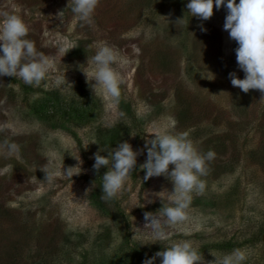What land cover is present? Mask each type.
<instances>
[{"label": "rangeland", "instance_id": "374dc122", "mask_svg": "<svg viewBox=\"0 0 264 264\" xmlns=\"http://www.w3.org/2000/svg\"><path fill=\"white\" fill-rule=\"evenodd\" d=\"M188 2L99 0L87 25L69 0H0V20L5 12L20 16L27 38L56 66L39 85L0 77V145L21 147L18 155L0 147V264H143L182 239L197 242L205 264H220L234 249L245 252L242 264H264V164L251 156L261 140L264 93L231 84L229 73H244L238 45L223 28L227 9L214 5L200 20ZM101 42L126 60L113 65L122 78L117 106L92 87L91 57ZM64 71L73 91L56 83ZM157 130L187 132L198 150L216 153L201 177L203 192L191 193L187 219L165 226L167 240H153L144 219L174 203L171 180L145 181L140 167L145 139ZM120 141L141 154L121 191L105 200L107 169L93 168L94 154L106 156ZM79 158L80 174L77 168L72 177L45 179Z\"/></svg>", "mask_w": 264, "mask_h": 264}, {"label": "clouds", "instance_id": "9594fccd", "mask_svg": "<svg viewBox=\"0 0 264 264\" xmlns=\"http://www.w3.org/2000/svg\"><path fill=\"white\" fill-rule=\"evenodd\" d=\"M69 3L72 4L71 11L79 22L87 25L94 23L93 14L99 0H69ZM214 5L217 10L222 6L227 9L223 28L238 45L235 48L236 61L238 68L244 73V78L240 79L235 72H231V84L245 93L250 89L264 93V0H239L238 3L236 0H189L186 7L191 16L207 20L213 15ZM2 15L4 18L0 20V77H19L25 84L39 85L51 71L56 70L53 59L37 50L35 41L27 38L29 27L20 16L7 12ZM57 15L61 19L64 11L58 12ZM201 30L206 31L202 25ZM65 40L70 50L76 48L72 41L67 38ZM117 61L126 62L119 50L107 42H101L91 57V76L94 81L92 87L99 88L113 106L119 104L121 96V74L113 67ZM65 72L56 77V83L62 85L65 90L73 91L72 84L66 80ZM211 75L213 77L212 73ZM0 147L6 148L9 155H18L21 152L20 145L14 141L5 140ZM144 147L147 159L140 166L145 173L143 179L146 181L151 177L163 175L169 178L174 186V190L168 192L174 201L173 204L161 207L156 213H144V219L148 222L145 226L151 229L150 237L153 240H167L168 232L165 226L187 219L186 210L192 199L191 193L203 192L205 181L201 177L207 175L209 162L215 158L216 153L212 149L207 152L198 150L187 132L157 130L153 138L145 139ZM101 153L99 149L94 154L93 168L97 172L102 167L107 169L102 175V199L111 200L129 179L136 167L137 156L141 153L133 150L127 141H120L106 152V156ZM77 161L76 166L67 167L63 171H47L45 179L52 181L58 175L72 177L73 170L77 168L80 174L83 162L80 158ZM170 165L174 166L171 170ZM161 217L165 219L162 220ZM157 257L161 258L160 264H205L197 242L191 239L171 242L170 246L156 252L153 257L146 258L143 264H154ZM246 259L244 251L234 249L223 255L220 264H242ZM209 264H216V261Z\"/></svg>", "mask_w": 264, "mask_h": 264}, {"label": "trees", "instance_id": "16d2710c", "mask_svg": "<svg viewBox=\"0 0 264 264\" xmlns=\"http://www.w3.org/2000/svg\"><path fill=\"white\" fill-rule=\"evenodd\" d=\"M236 2L238 3L239 0H236ZM250 96V95H248ZM240 97V101H246L245 97L243 96H239ZM245 111V109H242ZM242 114V113H241ZM260 131V137H261V140H260V143H259V148L252 151V157L256 158L257 160L259 159V163H263L264 164V111L262 112L261 116H260V119L258 121V127H257ZM225 150V149H223ZM234 156V160L236 158L235 155H232V157ZM232 159V160H233ZM226 166H229L225 163ZM98 200V205H100L101 203L99 202V199L97 198ZM103 206V205H101ZM225 246H229V244H226V245H223V246H220V248H225Z\"/></svg>", "mask_w": 264, "mask_h": 264}]
</instances>
